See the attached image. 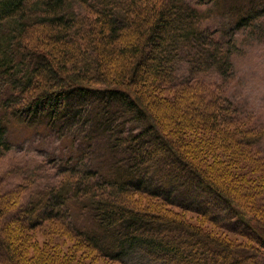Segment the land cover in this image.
<instances>
[{
  "label": "trees",
  "instance_id": "1",
  "mask_svg": "<svg viewBox=\"0 0 264 264\" xmlns=\"http://www.w3.org/2000/svg\"><path fill=\"white\" fill-rule=\"evenodd\" d=\"M209 1L0 0V152L12 149L15 132L65 130L73 164L63 173L71 174L67 182L95 224L82 232L84 241L122 264H264L256 246L219 237L155 204L133 203L143 192L221 224L214 215L219 210L212 216L200 197L173 186L197 189L199 196L219 198L221 210L247 224L264 244V218L247 215L244 195L227 171L239 161L238 152H248L243 147L262 137L239 130L244 116L234 103L206 99L193 78L211 70L231 77L237 31L252 23L256 11L262 16L264 7L255 10L258 5L249 2L236 15L224 12V29L211 26L219 3ZM182 61L189 76L179 81ZM94 148L112 155L108 171L95 163ZM103 152L96 156L106 157ZM159 163L177 172L155 170ZM61 191L52 210L65 199ZM30 205L21 233L47 217L37 213V203ZM7 238L13 264H26L18 249L24 244L12 231ZM103 239L110 241L108 248Z\"/></svg>",
  "mask_w": 264,
  "mask_h": 264
},
{
  "label": "rangeland",
  "instance_id": "2",
  "mask_svg": "<svg viewBox=\"0 0 264 264\" xmlns=\"http://www.w3.org/2000/svg\"><path fill=\"white\" fill-rule=\"evenodd\" d=\"M249 2L258 5L255 10L257 7L260 9L264 7V0H218L217 12L214 14L211 26H221L226 29L228 12L223 13L231 11L233 15H236L235 10L248 9ZM213 3L215 1L210 0L208 4ZM234 4L236 7L233 6ZM258 13L256 11V18L249 26H244L237 31L236 40L239 51L233 57L231 77L225 78L215 70L198 73L193 77L200 80L197 90L202 92L206 99L216 98L222 101L227 97L234 103L239 113L244 116L241 119L243 120L241 126L237 125L239 130L246 128L262 137L256 145L243 147L242 150L248 152L240 155L238 152L239 161L230 165L227 170L229 177L242 191L244 205L251 211L247 215L252 218L257 215L264 218V12L262 16H258ZM188 65L187 61H182L178 65L176 76L179 81L189 76ZM190 74L193 75V73ZM0 92H4L3 87L0 88ZM170 94L175 93L173 91ZM98 115L95 112L94 127L100 133L97 123ZM28 130L30 131L11 134L12 149L0 152V207L5 206L4 209L0 208V264L14 263L11 260L13 254L11 255L10 250L6 248V241L9 240L7 234L11 231L24 244L23 251L20 247L22 244L19 242L20 246L17 245L26 264H122L101 255L100 251L84 241L82 232L95 224L88 206L76 199L75 189L70 188V183L67 182L72 178L71 174L63 173V170L73 164L68 144L64 139L66 131L55 132L47 128ZM187 137L195 142L193 137L196 136L187 134ZM238 138L240 135L236 137V140H239ZM150 142L149 147L152 148L153 139H150ZM77 144L78 141L72 147L74 152L77 151ZM88 145L89 142L83 140V146ZM100 149L94 148L97 152L93 153L96 157L95 163L99 164L101 171L106 172L109 167H112L110 163L113 157L109 151L103 152ZM238 150H241V147ZM231 151H233L232 148ZM100 152L106 153V157L96 156ZM220 156L222 160L229 161L227 160L229 155L225 156L226 158L223 155ZM153 168L157 171L170 169L169 172H177L173 166L165 167L162 163L155 164ZM94 170H96L95 167ZM158 178L161 179L160 176ZM62 188L65 199L62 205L58 208L55 206L52 210L50 207L54 203V194L62 192ZM173 188L182 195L200 197L203 205L210 208L211 215H215L221 224L214 222L205 213L170 205L157 198L147 197V199L143 192L134 195L133 203L139 208L155 204L158 208H162V211L201 225L212 234L222 238L228 237L237 243L256 246L259 252H264V244L250 234L251 228L247 224L239 221L229 211L221 210L223 205L219 198L209 194L199 196L201 191L193 188L185 189L179 185H174ZM68 196L70 197L67 199ZM32 203L41 206L37 211L40 216L47 217L34 224L32 229L29 228L25 233L24 231L21 233L20 220L32 207L30 205ZM217 211L219 213L214 214ZM112 234L114 230L111 231L110 236ZM102 245L108 248L110 241L103 239Z\"/></svg>",
  "mask_w": 264,
  "mask_h": 264
}]
</instances>
